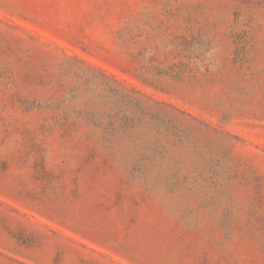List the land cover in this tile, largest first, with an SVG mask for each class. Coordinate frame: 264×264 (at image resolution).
Masks as SVG:
<instances>
[{
    "label": "rangeland",
    "instance_id": "rangeland-1",
    "mask_svg": "<svg viewBox=\"0 0 264 264\" xmlns=\"http://www.w3.org/2000/svg\"><path fill=\"white\" fill-rule=\"evenodd\" d=\"M0 264H264V0H0Z\"/></svg>",
    "mask_w": 264,
    "mask_h": 264
}]
</instances>
